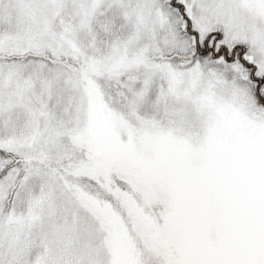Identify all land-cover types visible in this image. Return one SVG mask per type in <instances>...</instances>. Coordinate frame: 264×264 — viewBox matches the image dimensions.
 Listing matches in <instances>:
<instances>
[{"label": "snow or ice", "instance_id": "snow-or-ice-1", "mask_svg": "<svg viewBox=\"0 0 264 264\" xmlns=\"http://www.w3.org/2000/svg\"><path fill=\"white\" fill-rule=\"evenodd\" d=\"M0 264H264V0H0Z\"/></svg>", "mask_w": 264, "mask_h": 264}]
</instances>
